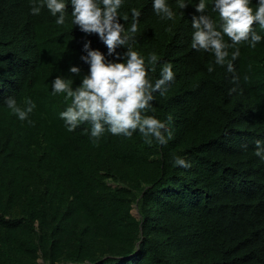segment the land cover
I'll return each instance as SVG.
<instances>
[{"label":"trees","instance_id":"trees-1","mask_svg":"<svg viewBox=\"0 0 264 264\" xmlns=\"http://www.w3.org/2000/svg\"><path fill=\"white\" fill-rule=\"evenodd\" d=\"M169 2L173 20H160L151 0L121 8L142 11L134 47L153 81L164 62L176 73L148 112L172 135L148 144L138 130L106 131L99 143L86 123L69 131L59 116L67 101L51 80L72 75V64L87 71L86 40L106 46L70 15L57 25L46 8L31 14L30 0H0V264H264V160L255 153L264 139V41L241 43L232 70L209 72L213 54L191 48L195 7ZM8 96L36 102L34 123L11 112ZM175 155L191 166L175 165Z\"/></svg>","mask_w":264,"mask_h":264},{"label":"clouds","instance_id":"clouds-1","mask_svg":"<svg viewBox=\"0 0 264 264\" xmlns=\"http://www.w3.org/2000/svg\"><path fill=\"white\" fill-rule=\"evenodd\" d=\"M124 2L30 0L31 14L39 15L46 8L57 25H64L70 15L72 25L83 33L98 34L107 48L104 52L92 47L91 39L86 40L80 59L88 65L87 71L82 73L79 65H70L68 73L72 75H56L51 80L52 94L59 93L67 101L59 112L67 129L75 131L81 124L90 125V129L84 130L89 132L93 143H99L106 131L132 136L138 130L148 144H167L172 135L167 129L168 121L148 112L155 111L151 103L154 93L165 94L168 84L175 79L174 66L170 61L164 62L160 75L153 81L146 57L134 47L142 11L131 7L122 13ZM175 3L179 9L189 5L196 9L191 17V48L213 54L215 63H209V72L217 64L232 70L240 56L241 43L256 48L264 41V34L256 28L264 30V0H175ZM151 6L160 20H173L176 16L169 0H151ZM212 13L217 15L214 17ZM126 21L130 23L126 25ZM118 46L123 50H118ZM158 60L156 52L149 53L147 64L153 72ZM77 77L80 83L74 86ZM5 103L19 120L34 123L30 114L36 109V102L31 97H25L21 104L14 96H8ZM171 119L169 114L168 120ZM255 143L256 155L264 160V139ZM173 159L177 166H191L183 155H175Z\"/></svg>","mask_w":264,"mask_h":264},{"label":"rangeland","instance_id":"rangeland-1","mask_svg":"<svg viewBox=\"0 0 264 264\" xmlns=\"http://www.w3.org/2000/svg\"><path fill=\"white\" fill-rule=\"evenodd\" d=\"M134 214H138V210L136 208L134 209Z\"/></svg>","mask_w":264,"mask_h":264}]
</instances>
